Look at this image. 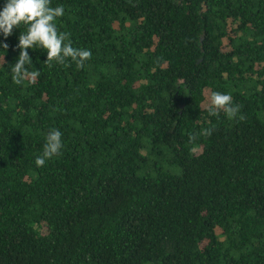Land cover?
<instances>
[{
	"label": "trees",
	"instance_id": "1",
	"mask_svg": "<svg viewBox=\"0 0 264 264\" xmlns=\"http://www.w3.org/2000/svg\"><path fill=\"white\" fill-rule=\"evenodd\" d=\"M59 5L83 68L37 46L17 85L25 27L0 33V264H264V0Z\"/></svg>",
	"mask_w": 264,
	"mask_h": 264
},
{
	"label": "clouds",
	"instance_id": "2",
	"mask_svg": "<svg viewBox=\"0 0 264 264\" xmlns=\"http://www.w3.org/2000/svg\"><path fill=\"white\" fill-rule=\"evenodd\" d=\"M64 15L63 5L51 6V0H5L0 9V33L5 38L10 36L14 28L25 27L24 32H20L18 36L19 55L16 62L11 67L12 81L20 85L26 79L29 83H34L39 77V70L29 71L26 65L32 64L27 49L46 50L47 57L45 64L51 68L53 62L67 66L70 58L75 62L78 69L84 67V63L91 59L92 53L88 49L75 48L69 39L68 32H62L58 29L55 21L56 18ZM7 43H0V49L6 50ZM0 60L4 61L3 57ZM5 62V61H4ZM205 110L210 115H218L223 111L229 119H239L243 121L245 117L238 115L240 113V105L233 104L232 97L219 91H211L207 97ZM212 129H205L203 135H211ZM197 134H189L190 140H195ZM62 133L58 129H50L45 136V142L40 155L36 156L35 164L37 167L45 165L47 160L61 154Z\"/></svg>",
	"mask_w": 264,
	"mask_h": 264
}]
</instances>
